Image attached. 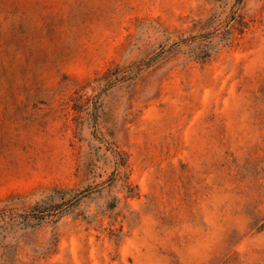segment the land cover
Wrapping results in <instances>:
<instances>
[{
    "label": "rangeland",
    "instance_id": "rangeland-1",
    "mask_svg": "<svg viewBox=\"0 0 264 264\" xmlns=\"http://www.w3.org/2000/svg\"><path fill=\"white\" fill-rule=\"evenodd\" d=\"M0 264H264V0H0Z\"/></svg>",
    "mask_w": 264,
    "mask_h": 264
},
{
    "label": "trees",
    "instance_id": "trees-1",
    "mask_svg": "<svg viewBox=\"0 0 264 264\" xmlns=\"http://www.w3.org/2000/svg\"><path fill=\"white\" fill-rule=\"evenodd\" d=\"M243 24V23H242Z\"/></svg>",
    "mask_w": 264,
    "mask_h": 264
}]
</instances>
